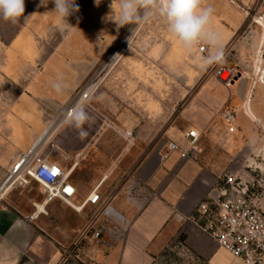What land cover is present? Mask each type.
<instances>
[{
	"label": "rangeland",
	"instance_id": "rangeland-1",
	"mask_svg": "<svg viewBox=\"0 0 264 264\" xmlns=\"http://www.w3.org/2000/svg\"><path fill=\"white\" fill-rule=\"evenodd\" d=\"M112 3L114 8L118 7L117 0H101L98 6L95 0H76L79 11L69 16L66 23L52 12V0H48L46 6L41 0H25L21 30L24 32L29 27L38 51H45L49 56L48 61L37 65L38 70L50 66L41 81L54 82L62 78L68 85L62 94L53 87L48 89V101H39L40 110L47 113L48 125L84 93L129 29L136 27L126 25L117 31L116 24L108 19ZM201 7L214 10L213 30L226 33L221 38L224 60L209 66L208 73L213 75L218 66L238 70L243 64L255 65L261 56L264 65V33L256 23L264 18V0H202ZM132 37L97 86L81 96L84 99L81 105L88 116L82 129L87 135L81 138L80 130L65 122L52 135L41 157L65 170L76 164L71 181L84 195L104 175H108L107 182L118 183L153 148L181 139L185 132L194 128L201 132L200 143L205 148L200 154L212 160L208 169L213 177L219 179L231 173L250 182L264 177V159L262 151L259 152L263 148L260 131L244 116L243 103L230 96L231 86H223L217 81H184L191 64L190 52L178 46L175 48L178 39L169 33L159 15L140 24ZM24 45L23 42V49ZM201 45L208 44L201 42ZM208 48L211 52V47ZM193 51H197L200 59L210 53L199 52L198 45ZM235 87L238 90V83ZM242 90L243 85L238 96ZM42 94L45 97L46 93ZM253 99L259 105V114L264 116V86L259 82L252 103ZM224 110L235 115L233 134L226 132L227 126L221 117ZM246 121L252 139L241 134ZM242 142H249L251 149L246 152V160L238 161ZM190 152L199 155L196 151ZM255 167L256 172H252ZM32 185L34 190L23 192L27 196H23V204L28 202V196L41 190L37 183ZM56 201L57 210L47 207V214H41L36 221L45 220L48 235L59 241H63L68 233L71 245L67 246L65 242L69 239L66 238V246H62L64 263L61 264H84L74 252L82 248L86 240L110 236L109 231L99 227L101 221L108 220L103 219L97 210L88 212L84 209L79 214L62 201ZM260 201L264 207V191ZM27 212L32 216L35 207L31 205ZM181 246L179 253L182 257L178 256L176 264H187L183 259H188L190 251ZM176 248L181 250L179 246Z\"/></svg>",
	"mask_w": 264,
	"mask_h": 264
},
{
	"label": "crops",
	"instance_id": "crops-1",
	"mask_svg": "<svg viewBox=\"0 0 264 264\" xmlns=\"http://www.w3.org/2000/svg\"><path fill=\"white\" fill-rule=\"evenodd\" d=\"M21 22L22 18L15 24L0 18V185L20 156L29 151L55 121L48 125L47 113L39 108V101H48V89L52 88L53 81H41L50 66H42L38 70L37 65L48 61L49 56L45 51H38L29 27L22 32ZM259 27L264 33V28ZM219 35L224 38L226 33ZM23 42L26 44L24 49ZM174 46L184 49L179 40ZM189 54L191 64L184 81H217L215 71L212 75L207 72L208 68L202 69L199 62H195L200 59L197 51ZM260 58L261 62L256 59L255 65H240L237 70L240 76L229 90L234 101L243 103L244 116L253 126L255 124L247 108L253 118L264 121V116L259 114L258 103L254 99L252 103L258 82L264 86L263 57ZM236 83L238 90L243 85L239 96L235 90ZM41 92L46 93L45 97L40 95ZM241 118L246 120L243 116ZM189 131L201 134L194 128ZM187 132L181 139L171 142L177 150L169 149L170 142L161 143L132 167L121 181L115 184L107 182L108 175H104L84 195L71 181L76 164L70 168V181L77 192L75 204H81L100 185L101 202L96 206L88 205L85 210H97L103 219L108 220L101 221L99 227L110 232V236L103 235L100 240H86L83 247L74 252L76 258L84 264H176L178 256L182 257L179 252L183 245L190 251L188 259H183L187 264H244L186 221L195 214L197 206L221 178L217 179L210 173L208 166L212 160L201 155L205 148H202L200 138L199 150L196 151L199 155L190 154V146L185 139ZM251 133L247 123L241 134L250 138ZM241 146L238 161L246 160V152L251 149L249 142H242ZM33 182L26 187L12 188L0 201V264L64 263L62 246L65 247V243L68 247L71 245L68 233L63 241H59L48 235L45 220L36 221L41 214H47V207L57 210V201L44 205L45 195L40 187L41 190L34 196H28V202L23 204V196L27 197L23 192L34 190ZM31 205L35 207L37 218H32L27 212ZM104 205L111 209L107 216L102 212ZM261 208L263 210L264 207L261 205ZM79 223L82 227L83 221ZM66 238L69 240L64 243Z\"/></svg>",
	"mask_w": 264,
	"mask_h": 264
},
{
	"label": "built area",
	"instance_id": "built-area-1",
	"mask_svg": "<svg viewBox=\"0 0 264 264\" xmlns=\"http://www.w3.org/2000/svg\"><path fill=\"white\" fill-rule=\"evenodd\" d=\"M199 52L209 53L207 46L198 44ZM240 74L234 68L220 66L215 69L217 81L226 87L232 86ZM251 120L261 132L263 140L262 156L264 159V121L253 118L247 108ZM221 117L229 133L235 132V115L224 110ZM47 131V130H46ZM44 131L31 149L13 165L5 180L0 185V201L14 187H26L31 181L36 182L45 195L44 205L60 200L76 212H82L86 206H96L101 202L98 185L90 195L81 203L75 204L76 188L70 181L72 169L63 170L60 166L41 157L42 152L50 139L41 144ZM199 134L189 131L185 135L190 150L198 151ZM40 142V143H38ZM169 149L177 150L173 143ZM257 167L252 169L256 172ZM259 170V169H258ZM264 191V177L255 182L246 181L238 175L227 173L223 175L206 199L196 208V212L189 218L190 222L208 236L221 249L244 264L264 263V211L260 205L261 194ZM38 210V207L36 206ZM103 214L108 215L111 209L103 206ZM34 213L32 218H37Z\"/></svg>",
	"mask_w": 264,
	"mask_h": 264
},
{
	"label": "clouds",
	"instance_id": "clouds-1",
	"mask_svg": "<svg viewBox=\"0 0 264 264\" xmlns=\"http://www.w3.org/2000/svg\"><path fill=\"white\" fill-rule=\"evenodd\" d=\"M47 5L48 0H41ZM97 6L101 0H95ZM118 7L110 5L112 12L108 19L112 20L117 31L126 25H136L129 29L131 36L135 35L137 27L153 15L162 17L170 34L175 36L181 45L189 52L201 42L207 43L212 51L208 56L199 60L200 67L207 69L224 60V49L221 37L211 26L214 10L211 7H201L202 0H117ZM56 13L67 23V18L79 11L76 0H52ZM25 0H0V18L13 24L24 17ZM26 18V17H25ZM53 89L62 94L68 87L67 83L58 78L52 83ZM66 122L80 130V136L87 135L82 125L88 120L84 107L77 103L70 107L65 114Z\"/></svg>",
	"mask_w": 264,
	"mask_h": 264
},
{
	"label": "bare ground",
	"instance_id": "bare-ground-1",
	"mask_svg": "<svg viewBox=\"0 0 264 264\" xmlns=\"http://www.w3.org/2000/svg\"><path fill=\"white\" fill-rule=\"evenodd\" d=\"M256 23L259 26H261L262 28H264V21L263 20H260V21H258ZM130 36H131V33L129 32L126 35V37L122 40V42L118 45V47L109 56V58L106 60V62L104 63V65L102 64L103 66L101 67V69L96 73V75L92 78V80L90 81V83L84 89V93H82V95H80V97H78L76 99V101L71 105V107L73 105L77 104V103L81 104L82 102H84V99L81 96H83V94H89L97 86V84L101 80V78L104 75V73L113 64V62H115V60H117V58L123 52L124 48L129 43V37ZM258 61L259 62L261 61L260 58H259ZM262 79L264 80V77H262ZM86 98H88V95H86ZM68 109L69 108H67L64 112H62V114L58 118H56V120L54 121L53 125L49 128L48 131H46V134L41 138V140H40L41 144H44L45 142H47L52 137V135L61 127V125H63L66 122V120H65V114L68 111ZM40 142H38V143H40Z\"/></svg>",
	"mask_w": 264,
	"mask_h": 264
}]
</instances>
